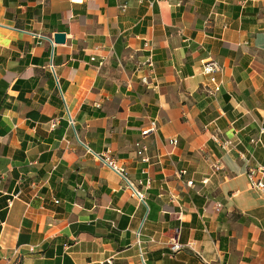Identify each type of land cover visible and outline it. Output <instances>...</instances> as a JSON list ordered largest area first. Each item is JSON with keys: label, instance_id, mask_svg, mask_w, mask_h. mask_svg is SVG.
Here are the masks:
<instances>
[{"label": "crops", "instance_id": "crops-1", "mask_svg": "<svg viewBox=\"0 0 264 264\" xmlns=\"http://www.w3.org/2000/svg\"><path fill=\"white\" fill-rule=\"evenodd\" d=\"M261 128L264 0H0V264H264Z\"/></svg>", "mask_w": 264, "mask_h": 264}, {"label": "built area", "instance_id": "built-area-1", "mask_svg": "<svg viewBox=\"0 0 264 264\" xmlns=\"http://www.w3.org/2000/svg\"><path fill=\"white\" fill-rule=\"evenodd\" d=\"M127 5H125L124 3L120 5V9H125ZM51 42H53V38L50 37L48 38ZM148 66L152 68H154V61L153 58L151 56V54L145 59L144 61ZM203 66H202V72L206 75H208V78H210V81L214 84L213 87H207V91L213 92L214 89L218 86V84L220 83V81L218 80V78H216V71H220L221 70V64L218 63L215 59L209 57V59L204 60L203 62ZM51 65V64H50ZM52 66V65H51ZM144 80V78H143ZM68 122L71 126H73V121L72 118H68ZM52 126H54V124H52ZM158 125L156 123L155 119H152L151 122L149 123V125L145 128L141 129V134L142 135H146L148 133H150L152 130H157ZM261 132L264 131V128H261L260 130ZM210 138H212L214 140V142L221 147L224 150H227L231 145H232V140L229 138H224L222 137L219 132H215L212 133V135L210 136ZM259 139V137H258ZM257 140V139H256ZM179 139H177L176 136H168L165 139L166 144L168 143L171 146H177ZM136 154H138L141 159L143 161H149L150 157L148 155L145 154L146 150L148 149V146L140 141H136ZM94 157L99 160V161H103L105 162L109 167H111L114 171H116L118 174H120L124 180L127 182V187L130 190V195L131 197H136L137 199H139L140 201L146 202L144 200V193L136 186H134L129 179L126 177L125 175V171L122 167L118 166L115 161L110 158V157H106L101 153H94ZM218 169L219 166L215 163H212V169ZM188 169H186L185 167H182L180 169H178L177 173L180 177H183V175L187 174ZM247 177H248V182L250 184V186L254 189H256L257 191L259 190L260 192L264 193V164H258L257 166H250L248 168V170L246 171ZM150 177L146 178V182L150 181ZM207 178L202 179L203 183H206ZM185 183L195 187L194 184V180L192 178H187L185 180ZM79 187V186H78ZM55 202H58V200H55ZM10 203V201H9ZM219 205V204H218ZM136 236H137V232H136ZM185 246V244H183L182 242L178 241V240H172L170 242V249L171 251H177L181 248H183ZM142 251H141V256H142ZM142 260L143 256H142Z\"/></svg>", "mask_w": 264, "mask_h": 264}, {"label": "water", "instance_id": "water-1", "mask_svg": "<svg viewBox=\"0 0 264 264\" xmlns=\"http://www.w3.org/2000/svg\"><path fill=\"white\" fill-rule=\"evenodd\" d=\"M53 42L54 43H64L65 42V33L64 32H55L53 34ZM68 118H70L69 113H68Z\"/></svg>", "mask_w": 264, "mask_h": 264}, {"label": "trees", "instance_id": "trees-1", "mask_svg": "<svg viewBox=\"0 0 264 264\" xmlns=\"http://www.w3.org/2000/svg\"><path fill=\"white\" fill-rule=\"evenodd\" d=\"M15 86H17L16 84H13L12 85V87H15ZM60 123L62 124V125H64V126H68V124H69V122L67 121V120H65V119H62L61 121H60Z\"/></svg>", "mask_w": 264, "mask_h": 264}, {"label": "rangeland", "instance_id": "rangeland-1", "mask_svg": "<svg viewBox=\"0 0 264 264\" xmlns=\"http://www.w3.org/2000/svg\"><path fill=\"white\" fill-rule=\"evenodd\" d=\"M69 125H70V124H69ZM70 126H71V125H70ZM74 136H75V137H74ZM73 137H74V138H73V139H74L73 141H75V142H76L77 136H76V134H75V133H74ZM104 150H105V149H104Z\"/></svg>", "mask_w": 264, "mask_h": 264}]
</instances>
